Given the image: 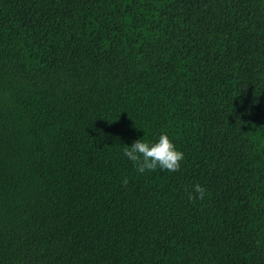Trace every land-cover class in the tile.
<instances>
[{
    "label": "trees",
    "instance_id": "trees-1",
    "mask_svg": "<svg viewBox=\"0 0 264 264\" xmlns=\"http://www.w3.org/2000/svg\"><path fill=\"white\" fill-rule=\"evenodd\" d=\"M0 264H264V0H0Z\"/></svg>",
    "mask_w": 264,
    "mask_h": 264
},
{
    "label": "clouds",
    "instance_id": "clouds-1",
    "mask_svg": "<svg viewBox=\"0 0 264 264\" xmlns=\"http://www.w3.org/2000/svg\"><path fill=\"white\" fill-rule=\"evenodd\" d=\"M123 156L126 157L140 174L160 171L176 172L180 170L184 153L178 150L166 132H162L155 142L146 139H137L132 145L124 146ZM127 177L122 183L127 184ZM206 189L199 183L195 184L188 193L190 200H203Z\"/></svg>",
    "mask_w": 264,
    "mask_h": 264
}]
</instances>
